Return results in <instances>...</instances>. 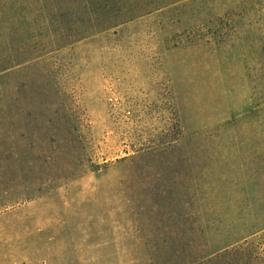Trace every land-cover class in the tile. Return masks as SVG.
Wrapping results in <instances>:
<instances>
[{
	"label": "rangeland",
	"instance_id": "rangeland-1",
	"mask_svg": "<svg viewBox=\"0 0 264 264\" xmlns=\"http://www.w3.org/2000/svg\"><path fill=\"white\" fill-rule=\"evenodd\" d=\"M57 1L0 0V264H264V0Z\"/></svg>",
	"mask_w": 264,
	"mask_h": 264
},
{
	"label": "trees",
	"instance_id": "trees-1",
	"mask_svg": "<svg viewBox=\"0 0 264 264\" xmlns=\"http://www.w3.org/2000/svg\"><path fill=\"white\" fill-rule=\"evenodd\" d=\"M37 4L40 5V8H41V11H45V10H51L52 8L55 10V3L53 1H56V0H35ZM49 1H52V5H48L47 3ZM78 0H70L68 1V5H64V8L65 11L68 10V11H75V8L74 6H76V2ZM62 0H59L57 1V4L60 6ZM75 4V5H74ZM58 8H61V7H58ZM6 37L5 35H1L0 33V73H2L3 71L9 69L10 67L14 66V65H18L20 64L21 62H23V59H21L22 57H15V59H12V61H10L9 63V60L10 58L8 57V51H7V44H6Z\"/></svg>",
	"mask_w": 264,
	"mask_h": 264
}]
</instances>
